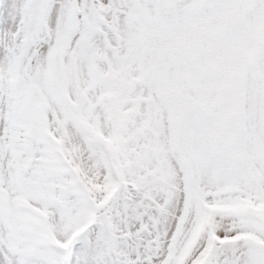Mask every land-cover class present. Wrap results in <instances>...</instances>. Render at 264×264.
<instances>
[{"label":"snow or ice","instance_id":"6c2138e0","mask_svg":"<svg viewBox=\"0 0 264 264\" xmlns=\"http://www.w3.org/2000/svg\"><path fill=\"white\" fill-rule=\"evenodd\" d=\"M0 264H264V0H0Z\"/></svg>","mask_w":264,"mask_h":264}]
</instances>
